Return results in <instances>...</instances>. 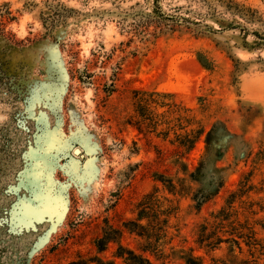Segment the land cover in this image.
Listing matches in <instances>:
<instances>
[{"label":"rangeland","instance_id":"1","mask_svg":"<svg viewBox=\"0 0 264 264\" xmlns=\"http://www.w3.org/2000/svg\"><path fill=\"white\" fill-rule=\"evenodd\" d=\"M130 250L264 264V0H0V264Z\"/></svg>","mask_w":264,"mask_h":264},{"label":"trees","instance_id":"2","mask_svg":"<svg viewBox=\"0 0 264 264\" xmlns=\"http://www.w3.org/2000/svg\"><path fill=\"white\" fill-rule=\"evenodd\" d=\"M200 60L202 61L203 65L208 67V63L205 61L204 57H200ZM206 62V63H205ZM202 134V130H194V129H191L187 134H186V139H185V142L186 144L190 145V149H192L196 143V140L200 137V135ZM160 181L163 182V184L169 189L170 192H172L173 194L177 193V185L174 183L173 179H159ZM234 193V192H232ZM159 187L156 186L151 192L147 193L144 195L143 199L141 200L140 204H142V209L140 211V218H146V217H149V213L152 212V215L155 216V221H152V223H156V225H158L159 227H161L163 225L164 222H168V218L167 219H161V215L164 214L161 209V207L159 206V208H149V207H146L144 206L145 202L147 200H159L160 199V196H159ZM145 201V202H144ZM232 202V201H229V203ZM231 208V207H230ZM178 210V207L177 206H173V207H170L169 208V213H167L166 215H169V217L176 211ZM155 214V215H154ZM226 215H230L229 212H226V210H221L220 212L218 213H215L214 214V219H213V225H219L220 223H222L221 221L222 220H225V216ZM151 216V215H150ZM135 224L137 226H140V227H143L145 228L146 226L145 225H142L140 224L139 222H135ZM155 225V224H154ZM152 225V226H154ZM203 224H201L198 228V229H202V226ZM222 226V225H220ZM223 227V226H222ZM155 228V227H153ZM217 228V226H216ZM162 230V229H160ZM201 230H200V233L198 232V235H199V239H198V242H201V244H203V241H202V237H201ZM234 234V233H232ZM108 241V238L107 237H103L101 240H100V243H107ZM222 241V239L219 237L218 238V241H217V244L220 243ZM231 241L233 242L234 244V237L231 238ZM215 246V245H214ZM146 250V249H144ZM231 251H234V249H230ZM130 254L134 255L135 258H136V262L135 263H130V264H154L149 258L143 256V255H136L134 253V251L130 250L129 251ZM118 256H123L122 253H118ZM233 259H234V256H233ZM185 260H186V263L187 264H201L200 262V257L194 253H189L188 255L185 256ZM92 262L94 264H117L115 261H111V260H105L104 258H101V257H98V256H95L93 257V260ZM70 264H83L82 261L80 262H72Z\"/></svg>","mask_w":264,"mask_h":264},{"label":"water","instance_id":"3","mask_svg":"<svg viewBox=\"0 0 264 264\" xmlns=\"http://www.w3.org/2000/svg\"><path fill=\"white\" fill-rule=\"evenodd\" d=\"M75 151H76L77 153H81V152H82L79 148H77Z\"/></svg>","mask_w":264,"mask_h":264},{"label":"bare ground","instance_id":"4","mask_svg":"<svg viewBox=\"0 0 264 264\" xmlns=\"http://www.w3.org/2000/svg\"><path fill=\"white\" fill-rule=\"evenodd\" d=\"M80 149V148H79ZM81 150V149H80ZM77 153V152H76ZM77 154H80V153H77Z\"/></svg>","mask_w":264,"mask_h":264}]
</instances>
